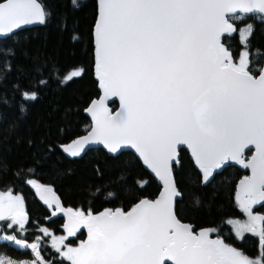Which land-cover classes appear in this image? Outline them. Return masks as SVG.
Here are the masks:
<instances>
[{
    "label": "snow or ice",
    "instance_id": "snow-or-ice-1",
    "mask_svg": "<svg viewBox=\"0 0 264 264\" xmlns=\"http://www.w3.org/2000/svg\"><path fill=\"white\" fill-rule=\"evenodd\" d=\"M99 2V74L105 91L119 95L123 107L115 116L94 112L97 127L90 136L103 137L112 151L121 143L132 144L166 186L167 161L181 143L192 149L205 178L229 159L251 168L252 175L241 181V206L249 222L240 227L254 232L257 221H264L251 212L253 204L264 201V69L257 78L245 60L232 63L218 36L233 27L225 13L264 14V0ZM43 17L36 0H0V33ZM250 145L257 153L245 162ZM173 191L166 187L160 199L142 200L127 213L105 210L87 219L72 214L87 224L89 239L66 255L73 264H163L165 258L175 264H260L210 239L207 231L194 235L170 209ZM3 211L0 203V219ZM24 218L13 216L14 221Z\"/></svg>",
    "mask_w": 264,
    "mask_h": 264
},
{
    "label": "trees",
    "instance_id": "trees-1",
    "mask_svg": "<svg viewBox=\"0 0 264 264\" xmlns=\"http://www.w3.org/2000/svg\"><path fill=\"white\" fill-rule=\"evenodd\" d=\"M38 1L45 13L43 24L0 39V191L20 192L27 210L25 226L9 228L1 221L0 237L32 242L41 236L39 250L46 263L39 264H68L43 233V229L62 233L64 218L42 206L33 185L51 188L65 207L84 215L125 212L140 199L155 197L159 186L129 151L113 154L92 148L73 155L66 149L87 131V106L104 87L93 40L96 0ZM227 20L233 31L219 44L234 64L243 55L255 76L264 57V19L236 15ZM114 106L112 102L110 107ZM243 155L246 160L250 150ZM247 173L239 162H224L205 178L204 170L179 149L172 168L175 217L195 234L217 231L224 244L241 253H248V246L256 251L254 237L236 240L229 225L242 214L236 183ZM83 240L82 230L68 238L72 243ZM0 255L34 259L30 249L1 238ZM261 257L264 261L262 253Z\"/></svg>",
    "mask_w": 264,
    "mask_h": 264
},
{
    "label": "water",
    "instance_id": "water-1",
    "mask_svg": "<svg viewBox=\"0 0 264 264\" xmlns=\"http://www.w3.org/2000/svg\"><path fill=\"white\" fill-rule=\"evenodd\" d=\"M36 2L40 5V8H41V10L44 13V9H43L42 4L38 0H36ZM99 10H100V2H99V0H96V18H95V22H94V26H93V40H94V44H95L97 62H98V56H97V41H96V25H97L98 18H99ZM236 15H238V16L256 15V16H259L262 19H264V14L259 13L258 11L245 13V12H242L240 9H237L236 12H234V13H225V19H227L230 16H236ZM44 19H45V13H44V17H43L42 21L41 20L32 19V20H30L29 22H26V23H18L16 27L11 29V31H7L6 30L5 32L0 33V39L5 38V37H7V36H9L11 34H14V33L18 32V31L26 29V28L39 27V26H41L43 24ZM229 23L232 24L231 22H229ZM232 31H233V27H232V29H228L227 31H222L219 34V36H218V43H219V39L224 34H230ZM262 69H264V57H263V60H262L261 69L254 77L258 78L260 76V74H261V70ZM94 102H95V107H94ZM112 102L115 103V106L113 108L110 107V104ZM122 107H123V102L121 101L119 95H112L111 92H106L105 91V87H103L101 89L99 95L90 104H88V106H87L86 114H87V117H88V120H89V125H88V128H87V131L82 136H80L79 138H77V139L73 140L72 142H70L69 144H67L66 148L68 150H70L72 153L75 152L76 154H84L85 152H87V150L92 149V148H101L104 151L109 152V153H113V154L117 153V152H120V151H129V152H131L137 158V160L140 162L141 166L147 172V174L159 186V190H158L157 194L155 195V197H153L152 199L142 198L139 201H137L133 207H135L142 200H148V201L155 202L156 200L161 198V194L166 191V187H167L170 190H174L170 194V209H171V211H172V213L174 215V205H175V201H176V198H177V190H176V187H175V184H174V181H173V177H172V168H173V165L177 161V152H178V150L181 149V148L184 149L188 153V156H189L190 160L196 166L200 167V165L198 164L195 156L193 155L192 149L187 144H183V143L177 144L176 147H175V151L173 152L171 158L168 159V161H167V170H168V172H167V180H168V184L166 186L165 180L162 177V174L158 173L157 170L154 167H152L149 163L145 162L144 157L139 153V151L132 144L121 143L118 146H116V150L115 151H112L111 146L109 145V143L105 142L103 137H101V136H90V133L93 132V129L97 127V117H96V115H94V112L97 115H100L104 110H106L107 113L115 116L117 113H119L122 110ZM85 138H88L87 142L83 143L82 146H77L76 145L77 141H84ZM247 150H250V155L245 160V162H247V160H251L257 153V149H256L255 145H250L245 151H247ZM224 162L238 163L237 161L231 160V159L226 160ZM224 162H222V163H224ZM214 169H216V168H214ZM246 169H247V172H248L247 175L242 177L241 179H239L237 181V183H236V193H237L238 199H243L244 198L243 189L241 187V181L244 180L245 177H250L252 175L251 168H246ZM33 190H34V193H35L36 197L41 202L43 207L47 208L50 211L57 210L58 215H60V216H62L64 218V223H65V226L67 228H69V229L70 228L71 229H80V230L88 228L87 224H85L83 222H80V218L79 217H77L75 215H72V214H75V212L72 209H69V208L65 207L62 204L60 198L56 195V193L51 188H44V187L33 185ZM263 203H264V201H257V203H255L254 205L263 204ZM133 207L131 209L125 211L124 213L130 212L133 209ZM115 211L116 210L111 211V212L115 213ZM101 213H103V212L94 213V214H88L84 218L87 219L90 215L91 216H99ZM23 216L25 217L24 219H18L20 222L26 221L27 216L24 215V214H23ZM180 223L184 224V225H187L186 223H183V222H180ZM88 239H89V237L85 241V244L88 242ZM163 264H175V260L174 259H170V258H165V260L163 261Z\"/></svg>",
    "mask_w": 264,
    "mask_h": 264
},
{
    "label": "rangeland",
    "instance_id": "rangeland-1",
    "mask_svg": "<svg viewBox=\"0 0 264 264\" xmlns=\"http://www.w3.org/2000/svg\"><path fill=\"white\" fill-rule=\"evenodd\" d=\"M242 59L244 60L243 55L240 57L239 63L241 62ZM239 63L237 65H239ZM248 157H249V155L246 158H248ZM36 186H38V185H36ZM0 194H2L4 197L3 201L0 202L3 204V208H4L3 218L0 219V222L5 221L7 223V225L11 224L12 226H14V225L19 226V227L25 226V224H24L25 221L20 222L18 219L16 221L13 220V216L16 215L17 213H22V214L27 216L26 201H25V198L23 197V195L20 192L14 193L12 191H0ZM9 196L12 197L11 200L8 199ZM17 199L19 200V203H17ZM239 205L241 206V201H239ZM51 215L57 216L58 215L57 210H52ZM244 215L245 216L242 219H232L229 221V225L232 229V232H233L236 240H241L243 235L247 232L256 236L257 238H261V231H260L258 225H256V230L254 232L249 230V229H245V228L240 227V225H244V224H247L249 222L248 213H246L244 211ZM83 217H86V215L83 214ZM234 220H236L238 222H236ZM0 229H1V226H0ZM43 231H44L43 232L44 235H49V237H50V246L58 253V256L60 258H62L68 264H73V260L69 258V255H66V253H68V250L79 248L82 244H85V241L89 237V228L82 229V231H84L85 240L78 241L75 243L68 242V238L75 237L81 231L80 229H71V234H70V229L65 227V226L63 228L62 233H52V231L49 229H43ZM193 234L196 235L195 233H193ZM0 238L5 240V241H8L9 243H12L16 247L28 248L31 250L32 254L34 255V259H32V260H15V259L0 255V264H39V263H46L45 259L41 256V253L39 250L40 242L42 240L41 236L36 237V240L32 241V242H25L23 240L16 239L15 237H13L11 235H2ZM9 238H11V239H9ZM18 241H19V243H17ZM33 245H35V248L32 247Z\"/></svg>",
    "mask_w": 264,
    "mask_h": 264
},
{
    "label": "flooded vegetation",
    "instance_id": "flooded-vegetation-1",
    "mask_svg": "<svg viewBox=\"0 0 264 264\" xmlns=\"http://www.w3.org/2000/svg\"><path fill=\"white\" fill-rule=\"evenodd\" d=\"M238 200L241 201V199H238ZM259 208H264V203L263 204H256V205L253 204L252 207H251L252 214L255 215V216H264V212L260 211ZM241 209H242V214H241V216L238 219H242L245 216L244 215V209L242 207H241ZM234 221H236V220H234ZM236 222H238V221H236ZM257 225H258L260 231L262 229H264V221H257ZM216 232L217 231H209L208 232V237L210 239H213V240H216V239L221 240V238L217 236ZM199 233H197L196 235H199ZM246 235L252 236V237H254L256 239L257 249L255 251V250H253L252 247L248 246V248H247V252L248 253H246V254H243L242 253V254L244 256H246L251 261H257V260H259L260 261V264H264V261L262 260V257H261V253H262L263 246H264V236L261 235V238H257L256 236H254V235L250 234L249 232H247V233H245L243 235V237H245ZM243 237H242V239H243Z\"/></svg>",
    "mask_w": 264,
    "mask_h": 264
}]
</instances>
